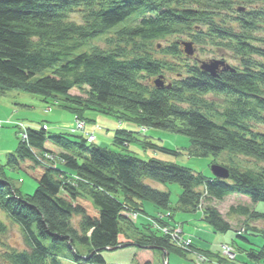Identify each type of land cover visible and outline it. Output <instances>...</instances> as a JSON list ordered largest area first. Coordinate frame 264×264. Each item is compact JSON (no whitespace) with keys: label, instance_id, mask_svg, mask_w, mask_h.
I'll return each mask as SVG.
<instances>
[{"label":"trees","instance_id":"16d2710c","mask_svg":"<svg viewBox=\"0 0 264 264\" xmlns=\"http://www.w3.org/2000/svg\"><path fill=\"white\" fill-rule=\"evenodd\" d=\"M257 1L0 0V98L22 90L69 109L79 119L95 110L139 127L185 134L191 140L189 155L216 157L229 151L257 161V168L243 170L224 163L230 176L223 179L156 156H138L131 149L135 141L153 151L179 153L140 139L138 131L115 130L111 148L89 143L84 134L29 126L28 138L18 135L16 149L5 162L0 160V210L20 229L26 246L4 244L3 264H62L57 252L62 246L73 253L72 264H111L102 251L121 244L185 254L149 222L126 215L148 214L145 203L173 209L171 192L150 181L180 184L176 210L196 211L204 198L202 219L217 232L233 226L211 200L239 193L264 201V132L254 126L264 124V62L250 57L264 58V49L253 43L259 41L254 31L264 19V8L246 9ZM235 3L240 31L214 20L216 12L229 11ZM75 11L84 23L69 19ZM184 31L193 44L210 42L233 50L242 57V68L213 76L195 62L182 67L153 57L149 45ZM95 40L108 48L92 45ZM162 52L182 54L177 42ZM166 72L174 77L163 87L156 79L151 82L160 76L165 80ZM74 88L81 94H72ZM208 94L224 96L225 105H217ZM48 142L60 150L56 165L45 159L52 151ZM6 169L29 173L38 182L36 191L23 194ZM231 212L245 217V233L264 237V229L252 224L264 220L263 212L246 205L232 206ZM8 231L0 215V236ZM238 237L248 243L234 241L243 254L237 261L264 264V243L255 244L243 233ZM77 243L86 250L79 251Z\"/></svg>","mask_w":264,"mask_h":264},{"label":"rangeland","instance_id":"374dc122","mask_svg":"<svg viewBox=\"0 0 264 264\" xmlns=\"http://www.w3.org/2000/svg\"><path fill=\"white\" fill-rule=\"evenodd\" d=\"M257 5L258 8H264V0H258L253 6H247V10H252V8ZM238 4H233V7L229 11H219L215 14V22L224 28H233L235 31H240L241 27L237 21L239 17ZM69 19L75 20L78 23H84V18L79 11L70 13ZM207 31V29H205ZM254 35L259 41H254V45L260 46L264 49V19L258 25V28L254 31ZM192 40L188 35L187 31L184 33H176L175 35L169 36L165 39L158 40L148 48L151 49L154 58L163 59L167 62L178 63L182 67L189 63H197L200 66L201 62H209L212 60H224L229 66L233 68H242V57L237 55L233 50L224 47L223 45H215L210 42L206 44L198 45L194 43L193 49L194 54L187 56L185 47L182 44L183 41ZM193 41V40H192ZM173 42H177L179 49L181 50V58L173 57L164 54L162 50ZM92 45H98L107 49L105 42L103 40H95L91 42ZM180 56V55H179ZM253 60L257 62H264V58L259 55H251ZM185 58H188L185 59ZM165 81L174 77L171 73H165ZM155 78L151 79V82ZM72 94H81L80 90L74 88L71 90ZM208 99L211 101H216L217 105H225L224 96H216L213 94L207 95ZM86 121V132H94V141L96 144L103 147L115 148L112 145L113 136L115 130L117 129H128L132 131H138L140 139L148 138L160 146H164L170 149L179 151L178 154L166 153L163 151H153L149 148H144L142 144L135 141L131 143V149L136 152V154L143 158H149L151 156H156L158 158L172 161L191 169L203 173L204 175H213L212 165L228 164L232 166H237L240 169H255L257 168V161L252 157H247L244 155L233 154L229 151L221 153L219 156H193L189 155L187 149L191 145L190 137L171 130H165L156 127H150L143 129L139 127L136 123L132 121L123 120L120 121L116 116L111 114H104L95 110H87L85 112ZM24 122L28 126L41 127L48 125L50 132H71L76 125L75 114L69 111V109L62 108L55 104H48L44 102L38 95H34L22 90H13L8 92L5 96L0 98V160L5 162L7 151L10 149H15L18 145V128L15 126L16 123ZM2 124V125H1ZM45 124V125H44ZM257 130L264 132V124L254 123ZM85 127V125L83 126ZM25 130V129H24ZM23 130V131H24ZM76 134H84V131L76 130ZM22 136V135H21ZM12 138V139H10ZM17 142V144H15ZM49 147L54 146L52 143L48 142ZM60 150H56L57 154ZM60 162V161H59ZM7 176L15 180V185L22 191L23 194H33L36 191L38 182L29 173L24 170H10L6 169ZM157 185L160 190L171 192V205L175 221L178 225L183 227L185 236H194L196 240V246L199 250H206L211 253L207 255L204 251L199 252V254L206 255L208 258L203 264H242L238 262V259H232L229 257L220 258L224 256V253L220 252V247L222 243H233L237 240L240 244L247 245L248 241L238 237L239 226L244 225V216H240L236 213L231 212L232 206L246 205L257 211L264 213V201L253 202L248 195L234 193L225 197L224 200H211L209 204L214 205L219 211L229 219L232 223V228L224 232L214 231V228L202 219V213L200 210L197 211H184L176 210L178 197L182 192V187L179 183H158ZM207 202L204 203V206ZM145 209L148 213L155 211V206L151 203H145ZM158 210V209H157ZM163 210V209H162ZM166 211V210H165ZM1 217L9 224V231L4 236H0V254L5 250L4 244H8L19 249L25 248V242L20 229L11 224L8 219L0 210ZM164 213L157 211L152 215L153 220L158 216H162ZM143 215L140 216L142 218ZM77 221V217L75 218ZM139 222H142L138 219ZM138 222V223H139ZM254 225L259 228H264V220L252 221ZM158 230V226H157ZM202 232H208L201 235ZM247 238L251 239L253 243L262 245L264 243V237L262 235H255L251 233H244ZM122 239H124L122 237ZM79 251L86 250V246L79 243L76 244ZM239 251V249H238ZM57 252L61 256L62 264H72L70 261L74 258L73 253L67 246H62ZM185 254H181L175 251H171L166 258L169 264H194L195 254L193 252L185 251ZM239 260L243 255L241 252ZM102 255L107 263L111 264H130L137 263L142 264L146 259L151 260V264H166L163 258V250H141L137 245H129L126 247L118 248L115 250H103ZM213 256V258L211 257ZM219 259V260H218ZM0 264H3L0 258Z\"/></svg>","mask_w":264,"mask_h":264},{"label":"water","instance_id":"95a60500","mask_svg":"<svg viewBox=\"0 0 264 264\" xmlns=\"http://www.w3.org/2000/svg\"><path fill=\"white\" fill-rule=\"evenodd\" d=\"M183 45L185 46V52L188 55H193L194 54V49H193V42L191 41H184ZM224 66V69H227L228 67L225 66V62L222 60H212L210 62H202L201 63V68L205 71V72H209L211 75L216 76L218 73V70L220 67ZM155 84L158 87H163L164 86V79L163 76L158 77L155 80ZM212 171L214 176L218 177V178H223V179H228L230 176V172L229 169L219 165V164H214L212 165ZM128 246V244H121L119 246L113 247V248H109L111 250H115L118 248H122V247H126Z\"/></svg>","mask_w":264,"mask_h":264},{"label":"built area","instance_id":"2783aa9c","mask_svg":"<svg viewBox=\"0 0 264 264\" xmlns=\"http://www.w3.org/2000/svg\"><path fill=\"white\" fill-rule=\"evenodd\" d=\"M84 126V122L82 121H78L77 122V128L82 129ZM23 138L27 139V133H23ZM94 136L91 135L90 136V140H93ZM46 158L48 159H52L53 156L51 154H45ZM133 217H136V214H132ZM162 230L166 233H169L172 238L181 246H187L190 244V240L189 239H184L181 235H180V230L179 229H175V230H171L168 227H162ZM222 250L223 253L228 256L229 258H234L235 257V249L228 244H225L222 246ZM207 257L203 254H197L196 255V264H203L206 261Z\"/></svg>","mask_w":264,"mask_h":264},{"label":"crops","instance_id":"0c3cea01","mask_svg":"<svg viewBox=\"0 0 264 264\" xmlns=\"http://www.w3.org/2000/svg\"><path fill=\"white\" fill-rule=\"evenodd\" d=\"M10 139H12V138H10ZM15 144H17V142L15 143ZM17 147V146H16ZM48 147H49V145H48ZM50 148L51 149H53V150H59L57 147H51L50 146ZM16 149V148H15ZM15 149H10L9 148V151H7V153H9V152H12V151H14ZM150 183L154 186V187H159L158 185H157V182H152V181H150ZM146 208V207H145ZM157 211V208L155 207V211L154 212H151V213H155ZM173 214V213H172ZM140 220L141 221H145V217H144V215L142 216V218H140ZM171 222L172 223H174V224H177V222L175 221V218H174V215H173V219H171ZM215 231V230H214ZM206 233H208V232H202L201 233V235H203V234H206ZM192 238H193V243H194V245L196 246V240H195V237L194 236H191ZM242 245V244H241ZM197 247V246H196ZM212 258H213V256H211ZM219 260V259H218Z\"/></svg>","mask_w":264,"mask_h":264},{"label":"bare ground","instance_id":"6f19581e","mask_svg":"<svg viewBox=\"0 0 264 264\" xmlns=\"http://www.w3.org/2000/svg\"><path fill=\"white\" fill-rule=\"evenodd\" d=\"M53 150V149H52ZM56 150H54V152H55ZM59 162V161H58ZM206 194H207V192H206ZM196 252H197V249H196ZM165 255H166V257L168 256V253L166 252L165 253Z\"/></svg>","mask_w":264,"mask_h":264}]
</instances>
